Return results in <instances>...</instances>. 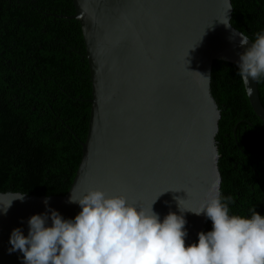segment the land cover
<instances>
[{
    "label": "water",
    "instance_id": "1",
    "mask_svg": "<svg viewBox=\"0 0 264 264\" xmlns=\"http://www.w3.org/2000/svg\"><path fill=\"white\" fill-rule=\"evenodd\" d=\"M72 4L74 12L64 17L79 23L91 86L80 160L64 194L0 192V207L11 202L0 211V264H23V253L8 250L11 230L20 227L27 235V219L47 211L45 199L63 217L73 218L80 206L68 202L71 190L79 195L101 188L138 205L159 195L153 209L162 218L170 210L178 212L177 197L185 199L182 206L195 209L213 179L219 177L221 184L215 141L220 110L210 91L211 68L216 59L238 67V53L246 47L239 44L238 34L244 33L230 22L231 0ZM228 8L230 26L220 21ZM243 85L264 121L257 81ZM184 216L187 244L195 241L207 217Z\"/></svg>",
    "mask_w": 264,
    "mask_h": 264
},
{
    "label": "trees",
    "instance_id": "2",
    "mask_svg": "<svg viewBox=\"0 0 264 264\" xmlns=\"http://www.w3.org/2000/svg\"><path fill=\"white\" fill-rule=\"evenodd\" d=\"M231 3V24L253 39L264 29V0ZM73 12L72 0H0V192L60 195L72 182L91 97L79 23L58 16ZM237 71L212 63L220 190L233 198L232 212L264 215V121ZM257 88L264 106V78ZM211 226L207 218L201 231Z\"/></svg>",
    "mask_w": 264,
    "mask_h": 264
},
{
    "label": "clouds",
    "instance_id": "3",
    "mask_svg": "<svg viewBox=\"0 0 264 264\" xmlns=\"http://www.w3.org/2000/svg\"><path fill=\"white\" fill-rule=\"evenodd\" d=\"M229 9L220 20L226 26L231 25ZM238 35L246 47L238 53L237 75L248 85L250 79L264 78V29L251 41ZM158 196L138 205L101 188L90 187L79 195L71 190L68 202L80 206L73 218L63 217L45 199L47 211L28 217L27 235L20 227L11 230L8 250L23 253V264H264V215L254 207L246 215L232 212L233 198L222 195L219 177L195 209L182 206L185 199L177 197L178 212L170 210L161 218L153 209ZM10 203L0 211L6 212ZM185 212L204 214L212 225L187 244Z\"/></svg>",
    "mask_w": 264,
    "mask_h": 264
},
{
    "label": "flooded vegetation",
    "instance_id": "4",
    "mask_svg": "<svg viewBox=\"0 0 264 264\" xmlns=\"http://www.w3.org/2000/svg\"><path fill=\"white\" fill-rule=\"evenodd\" d=\"M54 16H55V14H54ZM59 17H64V16H69V15H64V14H60V15H58ZM66 18H68V17H66ZM84 45V44H83ZM84 51H85V49H84ZM81 56H83L85 59H86V57H85V53L84 54H81Z\"/></svg>",
    "mask_w": 264,
    "mask_h": 264
}]
</instances>
